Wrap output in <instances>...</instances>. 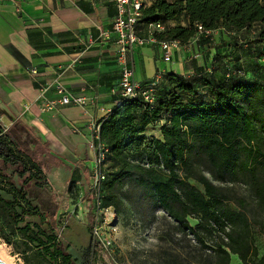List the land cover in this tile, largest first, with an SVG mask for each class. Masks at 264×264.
<instances>
[{
    "label": "trees",
    "instance_id": "obj_1",
    "mask_svg": "<svg viewBox=\"0 0 264 264\" xmlns=\"http://www.w3.org/2000/svg\"><path fill=\"white\" fill-rule=\"evenodd\" d=\"M179 17L183 26L157 38L185 45L197 24L235 33L260 25L264 46V0H152L139 24ZM238 39L235 34L237 46ZM224 67L225 80L234 77L230 83H215L206 71L191 80L165 73L172 88L159 96L162 80L153 107L141 98L120 99L99 121L108 149L102 205L117 219L128 209L143 223L162 211L176 234L194 243L183 248L192 258L178 251L161 264H230L231 255L240 264H264L253 237V227L264 230V82L253 67L252 79L242 67ZM6 126L0 114L1 238L7 244L19 238L25 264H98L93 229L61 227L58 218L77 197L78 169L65 166L23 122ZM153 126L160 139L146 135Z\"/></svg>",
    "mask_w": 264,
    "mask_h": 264
},
{
    "label": "crops",
    "instance_id": "obj_2",
    "mask_svg": "<svg viewBox=\"0 0 264 264\" xmlns=\"http://www.w3.org/2000/svg\"><path fill=\"white\" fill-rule=\"evenodd\" d=\"M115 14L111 0L96 5L90 0H0L1 122L8 127L21 121L36 137L48 142L51 153L65 166L78 169L80 192L85 191V183L88 187L93 159L90 126L99 124L121 99L111 32ZM182 21L179 17L164 23L165 31L183 26ZM138 32L146 37L144 24L138 25ZM215 36L194 37L189 45H182L173 55L175 63L170 69L158 65L162 52L157 43L135 47V80L150 81L157 70L184 79L191 76V80L203 75L201 66L212 65L214 74L206 77L218 84L230 83L234 77L225 80L224 61L219 57L228 43L220 37L214 40ZM196 52L202 54L199 59L193 58ZM150 54L154 74L148 77L143 56ZM59 89L70 97H85L87 105H59ZM50 102L53 106L47 109ZM146 135L160 139L157 126L150 127Z\"/></svg>",
    "mask_w": 264,
    "mask_h": 264
},
{
    "label": "rangeland",
    "instance_id": "obj_3",
    "mask_svg": "<svg viewBox=\"0 0 264 264\" xmlns=\"http://www.w3.org/2000/svg\"><path fill=\"white\" fill-rule=\"evenodd\" d=\"M262 29L263 28L260 25H254L253 27L247 28L238 33L228 32L225 29H221L222 31L216 33L214 40L220 37V39H226L225 42L228 43L227 49L222 50L223 54L219 57L223 59V63L224 65H227L229 71H235L238 66L242 67L248 76L247 79H252V74H254L252 71L253 67L258 72L260 71L262 75L261 81L264 82V60L259 58V56L263 57L264 55V46L259 42V33ZM235 34L240 38L237 40L238 46L235 45V42L232 40L233 38L235 39ZM247 43H249V48L247 49L243 48V46H239L241 44L246 45ZM255 54H257V59L255 60L252 58H246L249 55L254 57ZM199 55L202 56V54ZM143 58L147 70V76L150 77L154 74L151 54L149 56L145 55ZM173 63H175L174 56L172 57V61L168 63L163 62L160 59L158 65L160 64L162 68L165 66L170 69V67L173 66ZM253 63H256L258 68L252 66ZM201 67H204V71H209V73L204 76L214 74L215 70L212 65H203ZM220 70L221 69H217L219 73H221ZM135 72L139 78L140 67L137 63ZM186 77H189L187 79L191 78V76ZM159 88V96L160 94L162 95L163 89L167 91L172 88L168 82L167 76H165ZM198 92H200V90ZM194 185L201 189L197 184ZM234 190L240 194L244 193L243 188L241 187H234ZM83 194L84 197L80 212L82 218L75 217L77 214L73 211L72 206H70L71 199H69L67 209L58 212L61 214L59 216L61 227H64L65 225L72 227V229H78L77 225L90 227L91 218L88 206L90 196L86 190L83 191ZM109 221L112 224L117 223L118 227L114 235H110V229H101L103 241L112 240V243L107 247H104L101 244L99 245L97 254L98 264H161L164 257L178 251L187 254L189 258H192L194 255L189 249H183L188 246H191L192 249L194 243L192 242L191 237L188 236L186 238L177 235L176 230L171 225L172 222L162 211H158L155 218L148 223L141 222L140 219L128 209L118 219L116 217V219L113 220V218L110 217ZM189 223L194 226L196 222L189 219ZM3 233L6 235L7 231L4 229ZM253 237L259 256L264 258V230L253 227ZM80 241L82 244L86 243L84 237H82ZM19 243V238L16 236L11 238V244L5 243L0 236V260L3 264H25L20 255L21 246ZM30 264H36V262L31 261ZM230 264H240V262L236 256L231 255Z\"/></svg>",
    "mask_w": 264,
    "mask_h": 264
},
{
    "label": "built area",
    "instance_id": "obj_4",
    "mask_svg": "<svg viewBox=\"0 0 264 264\" xmlns=\"http://www.w3.org/2000/svg\"><path fill=\"white\" fill-rule=\"evenodd\" d=\"M93 5L100 3L103 0H90ZM116 10L115 18L112 23L111 32L115 36V63L119 70V95L123 100H131L141 98L147 105L153 107L156 101V90L163 78V71L157 70L154 77L147 82L141 83L135 80L134 75V60L133 50L135 47L144 46L146 44L157 43L162 52L161 60L163 62H171L175 53H178L182 45L177 40L158 39L157 35L165 32V25L161 22L146 24V37L140 36L138 32V25L141 20L142 9L150 5V0H111ZM196 36H203L205 38H212L217 30H206L201 25H195ZM189 45V42L187 43ZM243 45V48H246ZM200 53L193 55L194 59L200 58ZM206 73H209L207 70ZM60 97L56 101L62 106H80L84 107L88 101L85 97H70L66 95L62 89L58 90ZM53 102L47 106L50 109ZM99 124L90 126L92 131V139L90 140V148L93 151L92 165L89 170V209H90V227L93 229V235L100 244L104 247L110 246L112 240L103 241L101 229H110V235H114L118 224H112L109 218L116 219L114 210L111 207H104L102 205L103 196V182L105 180V172L108 166V149L99 137ZM79 187L75 183V189ZM76 199L70 200V206L76 212V218H82L81 207L84 194L81 191L76 192ZM61 214L58 213V218Z\"/></svg>",
    "mask_w": 264,
    "mask_h": 264
},
{
    "label": "water",
    "instance_id": "obj_5",
    "mask_svg": "<svg viewBox=\"0 0 264 264\" xmlns=\"http://www.w3.org/2000/svg\"><path fill=\"white\" fill-rule=\"evenodd\" d=\"M0 264H3V262L0 260Z\"/></svg>",
    "mask_w": 264,
    "mask_h": 264
}]
</instances>
